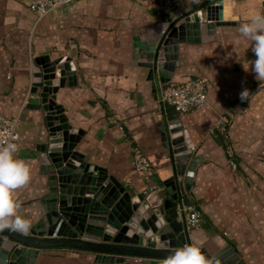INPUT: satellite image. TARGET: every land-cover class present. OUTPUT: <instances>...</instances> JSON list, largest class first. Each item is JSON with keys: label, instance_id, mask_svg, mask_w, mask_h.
<instances>
[{"label": "crops", "instance_id": "crops-1", "mask_svg": "<svg viewBox=\"0 0 264 264\" xmlns=\"http://www.w3.org/2000/svg\"><path fill=\"white\" fill-rule=\"evenodd\" d=\"M31 1L0 0V114L19 115L17 157L30 167L28 184L15 192L18 214L32 226L47 192L37 149L47 134L44 114L28 106L36 58L71 59L75 74L60 89L57 102L69 123L83 132L76 150L130 193L165 191L164 181L173 174L159 126L162 87L205 77L207 103L179 113L195 146L194 164L183 175L185 184L193 167L192 186L184 197L203 218L188 229L189 238L205 256L223 253L220 264H264V164L257 168L250 151L229 153V145L235 151L243 145L246 133H255L254 141L264 131V81L251 73V42L238 31L250 17L264 14V0H176L166 10L156 7L157 0H75L38 23ZM209 5L216 8L214 40L181 43L171 77L153 79L140 52L144 29L201 8L206 14ZM245 89L249 95L241 100ZM135 148L151 162L149 173L135 169ZM35 264L101 263L93 253L46 249ZM114 264L149 263L136 258Z\"/></svg>", "mask_w": 264, "mask_h": 264}, {"label": "water", "instance_id": "water-1", "mask_svg": "<svg viewBox=\"0 0 264 264\" xmlns=\"http://www.w3.org/2000/svg\"><path fill=\"white\" fill-rule=\"evenodd\" d=\"M215 9L209 5L206 14L201 8L144 29L140 52L153 79L171 77L179 65L181 43L214 40ZM74 71L70 58L42 56L33 61L28 106L44 114L47 134L37 149L42 173L47 176V192L39 202L40 215L27 234L7 229L0 232V264H35L40 250L46 249L93 253L101 264L136 258L165 264L176 250L193 245L181 210L192 205L184 197L192 186V166L185 184L183 179L187 166L194 164L195 146L188 129L179 112L162 103L159 126L173 174L164 181L165 191H125L105 169L86 163L76 150L83 132L69 123L64 106L57 102L60 89L73 80ZM222 254L205 257L220 264Z\"/></svg>", "mask_w": 264, "mask_h": 264}, {"label": "clouds", "instance_id": "clouds-1", "mask_svg": "<svg viewBox=\"0 0 264 264\" xmlns=\"http://www.w3.org/2000/svg\"><path fill=\"white\" fill-rule=\"evenodd\" d=\"M188 2V0H186ZM196 3L198 0H190ZM242 38L251 42V52L255 59L251 61V73L257 81H264V14L257 13L247 22L238 25ZM247 89L240 94L241 100L247 99ZM16 143H6L0 147V232L5 229L27 234L31 228L29 219L18 214L20 202L15 197L17 189L28 184L30 167L17 157ZM165 264H212L200 248L194 245L176 250Z\"/></svg>", "mask_w": 264, "mask_h": 264}, {"label": "built area", "instance_id": "built-area-1", "mask_svg": "<svg viewBox=\"0 0 264 264\" xmlns=\"http://www.w3.org/2000/svg\"><path fill=\"white\" fill-rule=\"evenodd\" d=\"M75 0H32L30 8L36 15V23L44 17L56 13L57 10ZM176 0H157L156 7L161 10L170 9ZM207 83L205 77L191 78L183 82L170 81L162 87L160 100L168 103L179 113H187L199 109L207 103ZM19 115L7 116L0 114V147L6 143H16L19 149ZM134 167L137 171L149 173L152 164L139 148L133 151ZM185 214L186 227H197L203 218L193 206H182Z\"/></svg>", "mask_w": 264, "mask_h": 264}, {"label": "rangeland", "instance_id": "rangeland-1", "mask_svg": "<svg viewBox=\"0 0 264 264\" xmlns=\"http://www.w3.org/2000/svg\"><path fill=\"white\" fill-rule=\"evenodd\" d=\"M261 114L264 115V107L261 108ZM264 131H261L260 133H257L258 135L255 136L254 141L251 139L255 133H252L251 131L249 133H246L245 140L243 142V145L239 147L238 149H234V146L231 144L229 145V153L234 156V152H240L241 151H250L249 158L254 160L253 164L258 168L259 164H264ZM254 134V135H253ZM262 134V136H259ZM249 143V144H248ZM243 148L242 150H239ZM255 156H254V155ZM263 159V161H262ZM232 161V160H230ZM257 161V162H256Z\"/></svg>", "mask_w": 264, "mask_h": 264}]
</instances>
